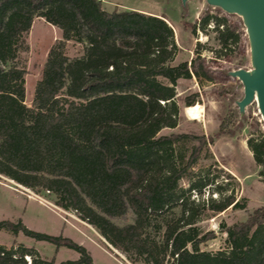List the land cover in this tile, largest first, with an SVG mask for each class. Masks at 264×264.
<instances>
[{"label": "trees", "instance_id": "trees-1", "mask_svg": "<svg viewBox=\"0 0 264 264\" xmlns=\"http://www.w3.org/2000/svg\"><path fill=\"white\" fill-rule=\"evenodd\" d=\"M37 17L56 26L60 37L49 47L28 106L20 54L28 49L25 35ZM197 27L215 32L217 57L240 39L226 15L206 12L192 33ZM69 41L81 45L78 56L66 54ZM201 48L190 61L173 64L178 47L164 16L107 9L102 0H0V175L53 196L55 205L75 212L134 264H264V206L242 221L219 224L225 248H200L214 233L202 231L197 221L242 205L213 175L192 171L212 138L158 134L178 122L177 81L191 75L212 80ZM196 97L185 96L184 105ZM219 132L231 130L222 121ZM247 145L264 176V138H248ZM184 178L187 187L180 185ZM210 184L219 196L205 199ZM193 193L197 199L190 198ZM129 213L131 222L113 221ZM0 228L79 254L58 264H94L85 247L68 237L20 221L1 220ZM0 264L54 261L37 257L32 248L0 246Z\"/></svg>", "mask_w": 264, "mask_h": 264}, {"label": "rangeland", "instance_id": "rangeland-1", "mask_svg": "<svg viewBox=\"0 0 264 264\" xmlns=\"http://www.w3.org/2000/svg\"><path fill=\"white\" fill-rule=\"evenodd\" d=\"M107 9L118 6L122 9L138 10L150 14L164 16L173 29L174 41L178 51L172 63L183 60L190 61L195 56V49L202 45L199 53L204 65L211 71L212 80L197 78H181L175 85L176 101L179 105V119L174 127H164L159 135L170 133H193L204 135L213 140L200 153L199 160L192 167V171L199 176H214L215 182L224 185L223 192H232L235 199L242 206H228L218 213H211L197 221L202 231H213L214 237L200 244L206 251H217L225 248L226 234L219 229V224L230 225L244 220L256 207L264 206V176L260 175L261 166L255 164L252 152L248 148V138H264V121L258 112L257 104L252 101L245 106L244 112L239 113L236 101L243 95V87L239 79L227 74L229 70L249 69V49L241 19L234 14H227L216 7L209 6L204 0H104ZM206 12L210 14L226 15L227 20L236 25L240 31V39L230 51L216 56L215 49L219 45L215 32L195 29ZM207 33V34H206ZM60 37V30L42 18H34L29 32L25 35L28 49L20 54L23 58L24 102L30 106L36 82L40 79L42 68L49 47ZM81 45L69 41L66 45V54L69 57L78 56ZM197 94L195 103L201 105L200 117L190 119L184 113L183 103L185 96ZM231 115V120L226 118ZM224 121L225 129L230 132H219V125ZM187 144L185 147H189ZM189 180L180 181L182 187H187ZM214 184L204 187L203 196L218 197L213 193ZM190 198L197 199L193 193ZM180 207L173 208L175 215L179 214ZM7 220L13 223L21 222L27 228L51 235L68 237L82 245L90 255L94 264H134L118 249L112 247L104 237L90 224L78 218L72 210L63 209L54 204L53 196L47 193H36L9 178L0 175V221ZM129 213L122 218H113L117 224L131 222ZM0 246L6 249L20 247L32 248L37 257L53 259L54 264L63 260H75L79 254L70 248L36 240L23 232L12 233L0 228ZM30 261L29 256H24Z\"/></svg>", "mask_w": 264, "mask_h": 264}, {"label": "water", "instance_id": "water-1", "mask_svg": "<svg viewBox=\"0 0 264 264\" xmlns=\"http://www.w3.org/2000/svg\"><path fill=\"white\" fill-rule=\"evenodd\" d=\"M183 3L187 0H181ZM209 6L227 14L237 15L248 41L250 68H237L227 72L242 84L243 95L236 101L239 113L255 101L264 121V0H204Z\"/></svg>", "mask_w": 264, "mask_h": 264}, {"label": "bare ground", "instance_id": "bare-ground-1", "mask_svg": "<svg viewBox=\"0 0 264 264\" xmlns=\"http://www.w3.org/2000/svg\"><path fill=\"white\" fill-rule=\"evenodd\" d=\"M201 110V105L198 103H194L190 106H186L184 108V113L190 119H197L200 117Z\"/></svg>", "mask_w": 264, "mask_h": 264}, {"label": "crops", "instance_id": "crops-1", "mask_svg": "<svg viewBox=\"0 0 264 264\" xmlns=\"http://www.w3.org/2000/svg\"><path fill=\"white\" fill-rule=\"evenodd\" d=\"M103 1V3L105 4L106 2L104 1V0H102ZM164 19L166 20V18L164 17ZM167 21V20H166ZM168 22V21H167Z\"/></svg>", "mask_w": 264, "mask_h": 264}]
</instances>
